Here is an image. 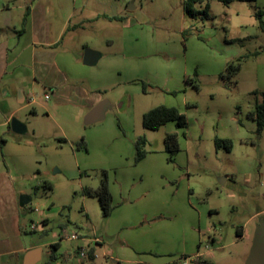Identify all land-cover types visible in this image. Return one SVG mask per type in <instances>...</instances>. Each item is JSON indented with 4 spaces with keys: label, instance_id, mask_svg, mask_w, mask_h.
<instances>
[{
    "label": "rangeland",
    "instance_id": "rangeland-1",
    "mask_svg": "<svg viewBox=\"0 0 264 264\" xmlns=\"http://www.w3.org/2000/svg\"><path fill=\"white\" fill-rule=\"evenodd\" d=\"M30 1L0 0V38L13 28L3 23V6L21 30ZM49 1L51 17L70 28L59 52L71 85L109 106L86 125L78 92L47 91L45 99L40 87L11 117L26 132L4 136L31 143L32 155L18 160L29 161L27 172L35 174V165L43 172L17 183L31 197L23 207L26 239L54 255L50 264H245L264 229V129L257 136L247 116L264 92V29L256 19L264 0H202L195 8L209 5L205 19L190 17L184 0ZM87 48L100 54L96 64H83ZM243 55L238 73L227 76V63ZM159 105L176 107L187 126L144 128L143 114ZM168 132L180 146L171 160ZM141 137L145 156L137 162ZM215 137L228 138L231 149L216 148ZM104 173L109 215L84 193Z\"/></svg>",
    "mask_w": 264,
    "mask_h": 264
},
{
    "label": "crops",
    "instance_id": "crops-1",
    "mask_svg": "<svg viewBox=\"0 0 264 264\" xmlns=\"http://www.w3.org/2000/svg\"><path fill=\"white\" fill-rule=\"evenodd\" d=\"M50 5L49 0H32L27 6L25 2L18 3L19 9L26 6L21 30L12 22L9 4L3 6L4 11L1 13L4 25L13 28L7 36L0 38V264L46 263L51 253L45 254L42 245L24 236L25 205L19 206V196L26 192L17 183L31 178L42 179L43 172L36 165L32 167L36 169L35 174L27 172L25 170L29 169L25 166H28L29 161L18 160L26 154L32 155L31 143L4 136L7 131H11V117L22 106L34 102L33 92L40 87L44 89V94L49 91L56 96L76 91L81 105L88 110L101 101L98 95L71 85L69 69L59 52L61 41L70 28L66 20L51 17ZM263 16L264 12L259 9L256 19L263 20ZM2 139L5 140L3 146ZM49 184V181H45V185ZM41 220L44 225L49 223L47 213L41 214ZM95 240H98L96 244H101L99 239ZM58 245L60 243H55L56 247ZM44 257L46 259L42 261Z\"/></svg>",
    "mask_w": 264,
    "mask_h": 264
},
{
    "label": "trees",
    "instance_id": "trees-1",
    "mask_svg": "<svg viewBox=\"0 0 264 264\" xmlns=\"http://www.w3.org/2000/svg\"><path fill=\"white\" fill-rule=\"evenodd\" d=\"M202 0H184L183 6L185 12L192 18H208L209 14V5L206 4L203 9H196L195 4L201 3ZM224 4L235 0H218ZM236 1H255V0H236ZM259 26L264 29V21L258 18ZM259 52H256L255 55H258ZM249 55H243L235 59L234 61H229L226 65V70L230 77L236 75L240 69V62L242 58H246ZM196 89H199V86L196 85ZM256 94L260 95V99L256 100L254 108L249 114H247L248 119L255 123L256 126V135L259 136L264 129V92H256ZM167 122L175 123L177 128H184L187 126V120L183 113L176 107H171L168 105H159L153 109L148 110L142 116V125L146 129H151V131L158 130L161 126L165 125ZM5 140L2 139V143ZM146 144V138L141 137L136 142V161H140L145 156V149H143L144 145ZM165 150L169 154V160L171 157L174 156L178 151H180V146L178 142V137L176 133H166L164 138ZM214 144L216 148H225L228 151L232 147V142L228 138H214ZM45 188H51L52 185H45ZM109 182L107 174L104 173V176L101 180L100 185L97 188H85L84 193L87 195L95 196L99 199L101 204L102 212L105 215H109L112 211V195L109 190ZM53 247L56 248L55 245ZM93 249H91L88 253L90 258L93 257ZM50 258L46 262L47 264L52 263L55 260L53 254L49 255Z\"/></svg>",
    "mask_w": 264,
    "mask_h": 264
},
{
    "label": "water",
    "instance_id": "water-1",
    "mask_svg": "<svg viewBox=\"0 0 264 264\" xmlns=\"http://www.w3.org/2000/svg\"><path fill=\"white\" fill-rule=\"evenodd\" d=\"M132 5H130L131 7ZM99 58V54L97 51L91 48L85 49L82 55V62L85 65H93L96 64ZM109 106V102L107 100H101L94 107L87 111L84 115V123L86 125L94 124L104 118V112ZM10 129L17 135H21L26 132L27 126L17 120L16 118H12L10 120ZM31 200V197L27 194H20L19 196V206L26 205ZM46 257L42 259L44 261ZM245 264H264V229L260 228L257 230L252 249H250L248 258Z\"/></svg>",
    "mask_w": 264,
    "mask_h": 264
},
{
    "label": "built area",
    "instance_id": "built-area-1",
    "mask_svg": "<svg viewBox=\"0 0 264 264\" xmlns=\"http://www.w3.org/2000/svg\"><path fill=\"white\" fill-rule=\"evenodd\" d=\"M48 97H49V95L47 94V93H45L44 94V98L45 99H48ZM73 240H75V239H79V236L78 235H73L72 237H71ZM96 241V243L98 242V240H95ZM78 252H79V255L81 256V257H85L86 256V253H85V251H84V249L82 248V247H80V248H78ZM93 257H94V254H93ZM185 264H187L186 262H185Z\"/></svg>",
    "mask_w": 264,
    "mask_h": 264
}]
</instances>
